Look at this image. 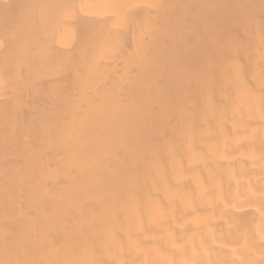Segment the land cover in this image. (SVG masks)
I'll return each mask as SVG.
<instances>
[{"label":"bare ground","instance_id":"6f19581e","mask_svg":"<svg viewBox=\"0 0 264 264\" xmlns=\"http://www.w3.org/2000/svg\"><path fill=\"white\" fill-rule=\"evenodd\" d=\"M0 264H264V0H0Z\"/></svg>","mask_w":264,"mask_h":264}]
</instances>
